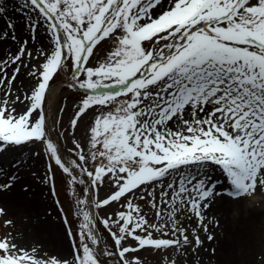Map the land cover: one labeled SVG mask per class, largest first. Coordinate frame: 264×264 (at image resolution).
I'll use <instances>...</instances> for the list:
<instances>
[{"label": "snow or ice", "instance_id": "6c2138e0", "mask_svg": "<svg viewBox=\"0 0 264 264\" xmlns=\"http://www.w3.org/2000/svg\"><path fill=\"white\" fill-rule=\"evenodd\" d=\"M0 23V194L28 166L24 151L43 157L40 179L70 249L59 256L22 246L9 231L0 264H104L102 256L144 264L139 253L148 251L162 264H204L206 243L225 230L213 207L264 192V0H16L11 11L0 0ZM103 43L111 50L92 64ZM65 70L68 89L85 90L70 120L74 159L51 135L46 110ZM22 75L27 90L17 84ZM90 111L82 146L74 132ZM57 171L75 227L58 198Z\"/></svg>", "mask_w": 264, "mask_h": 264}, {"label": "rangeland", "instance_id": "374dc122", "mask_svg": "<svg viewBox=\"0 0 264 264\" xmlns=\"http://www.w3.org/2000/svg\"><path fill=\"white\" fill-rule=\"evenodd\" d=\"M15 6L16 0H8L10 11ZM12 18L17 25L24 23L20 13L13 12ZM0 27H3L2 23H0ZM0 48L7 51V45H0ZM12 50L15 51V48L13 47ZM110 50L111 44L103 43L95 50L91 63L95 64ZM21 80L24 81L25 90L32 86L23 75L17 84ZM68 82L67 70L54 77L51 92L48 93L46 108L52 134L61 146L65 159H74L75 157L68 152V149L74 147L71 142L73 130L70 127V120L78 111V105L85 90L68 89ZM61 108L64 109L63 112L60 111ZM23 110L22 105L17 106L18 112ZM94 114L90 111L78 122L75 129L74 137L82 146H86L87 129ZM57 120L60 121L59 124L56 123ZM61 132L64 133L63 136L60 135ZM36 151H40L39 147ZM29 155L28 151L21 154V159L27 161L28 166L21 174L19 182L10 192L0 194V207H3L8 213L7 216L0 217V238L11 231L18 236L22 246L30 248L33 244H40L47 252L66 256L70 253V249L63 219L48 187L40 179L45 172V160L43 157L35 156L29 160ZM89 166H91V162ZM56 176L58 198L65 213H68L69 221L73 222L75 227L76 218L69 210L72 200L71 191L63 184L62 174L59 171L56 172ZM221 183H223V179H221ZM25 187L28 188V191H24ZM83 187L79 186L77 192ZM109 191L110 186L106 185L101 189V197ZM138 202L144 207V202ZM118 207V205H113V209L108 211L111 212ZM144 212L150 218L152 217L153 210L149 207H144ZM212 214L220 218L225 230L221 233V230L217 229V241L206 243L208 251L202 250L201 253L204 264H264V192L258 191L255 196L240 203L218 202L213 207ZM6 219H11L14 222V228L9 229L4 226L3 221ZM101 232L108 244H111L108 234L103 231L102 227ZM217 244L219 246L216 247L215 256H211L210 249ZM139 255L144 259V264H162V258L159 255H153L151 251L141 252ZM112 257L118 260L116 256ZM101 260L104 264H114L105 257H101Z\"/></svg>", "mask_w": 264, "mask_h": 264}, {"label": "bare ground", "instance_id": "6f19581e", "mask_svg": "<svg viewBox=\"0 0 264 264\" xmlns=\"http://www.w3.org/2000/svg\"><path fill=\"white\" fill-rule=\"evenodd\" d=\"M61 244L59 245V248H60ZM102 249V248H101ZM113 261L114 264H118V260L114 257H110Z\"/></svg>", "mask_w": 264, "mask_h": 264}]
</instances>
